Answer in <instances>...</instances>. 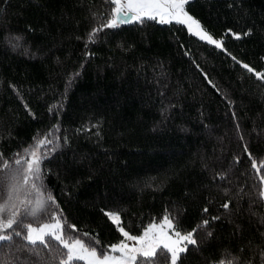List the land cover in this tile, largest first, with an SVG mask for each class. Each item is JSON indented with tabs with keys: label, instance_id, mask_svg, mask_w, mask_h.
Segmentation results:
<instances>
[{
	"label": "trees",
	"instance_id": "obj_1",
	"mask_svg": "<svg viewBox=\"0 0 264 264\" xmlns=\"http://www.w3.org/2000/svg\"><path fill=\"white\" fill-rule=\"evenodd\" d=\"M187 6L222 48L159 18L89 40L108 0H0V153L15 169L34 138L53 141L39 150L41 192L75 225L67 238L108 248L124 238L106 212L139 234L167 209L185 231L210 220L177 264H264V80L242 66L264 73V0ZM23 245H0V264L66 258L58 242Z\"/></svg>",
	"mask_w": 264,
	"mask_h": 264
},
{
	"label": "snow or ice",
	"instance_id": "obj_2",
	"mask_svg": "<svg viewBox=\"0 0 264 264\" xmlns=\"http://www.w3.org/2000/svg\"><path fill=\"white\" fill-rule=\"evenodd\" d=\"M190 2L191 0H108V3L113 5L110 13L105 16L100 28L91 30L88 38L94 40L96 33L102 31L103 28H117L120 24L130 23L134 20L143 21L159 17L161 23L176 21L186 25L191 34L217 48H222V42L214 39L204 29L200 21L186 11L185 5ZM109 16L110 18H108ZM233 35L239 38V34L233 33ZM244 35H248V33H244ZM20 39V37L16 38L17 41ZM242 66L248 72H254L258 79L264 80V73L256 71L246 63ZM213 87L215 86L213 85ZM52 142L46 135L43 138H34V144L25 148L23 154H14V157H17L14 159V164L17 166L15 169H13L12 163H9L0 153V173H8L7 176L0 175V185L5 187V191L0 193V201H2L0 202V245L19 238L24 242V248L38 254L37 247H46L49 241L58 242L61 255L66 258L57 260L56 264H79L80 261H85L86 264H155L157 254L163 258H170V264H177L180 254L188 250V245H197L196 233L207 228L210 224L209 219H204L190 231H185L173 223L174 217L170 218L166 209L159 226L154 223L150 224L143 230V235L135 236L125 230L127 225L122 223L121 215L116 211L106 212L105 215L116 225L124 239L110 243L108 248H105L98 239H93L87 233H83V237L86 239L65 238V227L71 233L75 229V225H66V222L62 224L59 209L53 208V205L56 204L54 196L51 193L44 196L41 192L43 188L41 163L48 153H41L39 150ZM245 151H247V146H245ZM248 156L252 168L259 172L260 169L257 168L252 154L248 153ZM21 165H25V167L21 169L19 167ZM262 167H264V162H262ZM17 176L20 177L19 182ZM260 180L264 182V176H260ZM23 185H29V190L36 192V199L34 201L19 200L17 204L15 202L18 200L16 194ZM259 196L264 199V190L259 192ZM222 207L227 209L229 204L225 203ZM203 211L207 213L208 208L205 207ZM45 216L52 222L39 224L38 227H33V223H24L28 219L38 222ZM210 219L218 220L219 217L213 216ZM165 226L172 231L175 239L161 231ZM161 235L164 240L160 239ZM207 235L211 236L212 233L208 232ZM126 241H134L135 245L130 246ZM115 253H119V255H115Z\"/></svg>",
	"mask_w": 264,
	"mask_h": 264
},
{
	"label": "rangeland",
	"instance_id": "obj_3",
	"mask_svg": "<svg viewBox=\"0 0 264 264\" xmlns=\"http://www.w3.org/2000/svg\"><path fill=\"white\" fill-rule=\"evenodd\" d=\"M185 9H186V11L190 14V15H192L195 19H197V20H199L195 15H193V13L191 12V10L188 8V6H187V4L185 5ZM157 18H159V17H157ZM201 23V22H200ZM202 25V24H201ZM205 29V28H204ZM206 30V29H205ZM207 31V30H206ZM209 32V31H208ZM210 33V32H209ZM211 34V33H210ZM212 35V34H211ZM213 36V35H212ZM213 38L214 39H217V40H220L221 41V38H217V37H215V36H213ZM20 178V177H19ZM20 180V179H19ZM19 180H18V182H19ZM17 196H18V200H16L15 202L18 204V202H19V200H25V199H28V200H35L36 199V192H34V191H30L29 190V185H23L21 188H20V191L16 194ZM171 218V217H170ZM52 221H50V220H46V221H43V222H41V223H39V224H42V223H51ZM61 223H62V221H61ZM156 224L157 226H159L160 225V223H161V221H159V222H157V221H152L151 223H149L148 225H150V224ZM39 224H33V227H38L39 226ZM147 225V226H148ZM146 226V227H147ZM145 227V228H146ZM144 228V229H145ZM143 229V230H144ZM163 233H167L169 236H171L172 237V239H175V237H174V235L172 234V231L170 230V229H168L166 226L161 230ZM131 234V233H130ZM131 235H135V236H140V235H143V231L141 232V233H139V234H131ZM150 235H151V233H150ZM65 238H67V237H65ZM76 238H80V237H76ZM82 239V238H81ZM160 239L161 240H164V237L161 235L160 236ZM165 242H168V241H165ZM126 243H128L130 246H132V245H135V242L134 241H126ZM109 253H110V251H109ZM111 254V253H110ZM115 255H119V253H115ZM85 262V261H84ZM85 264H86V262H85Z\"/></svg>",
	"mask_w": 264,
	"mask_h": 264
},
{
	"label": "water",
	"instance_id": "obj_4",
	"mask_svg": "<svg viewBox=\"0 0 264 264\" xmlns=\"http://www.w3.org/2000/svg\"><path fill=\"white\" fill-rule=\"evenodd\" d=\"M129 15H132V13H129Z\"/></svg>",
	"mask_w": 264,
	"mask_h": 264
}]
</instances>
